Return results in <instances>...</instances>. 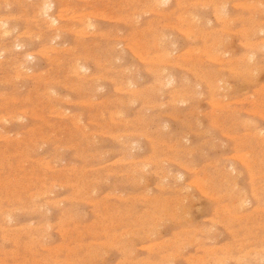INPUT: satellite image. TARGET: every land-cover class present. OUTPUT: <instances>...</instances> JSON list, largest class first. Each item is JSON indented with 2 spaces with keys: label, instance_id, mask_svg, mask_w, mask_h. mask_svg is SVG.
Returning a JSON list of instances; mask_svg holds the SVG:
<instances>
[{
  "label": "rangeland",
  "instance_id": "rangeland-1",
  "mask_svg": "<svg viewBox=\"0 0 264 264\" xmlns=\"http://www.w3.org/2000/svg\"><path fill=\"white\" fill-rule=\"evenodd\" d=\"M0 17V264H264V0Z\"/></svg>",
  "mask_w": 264,
  "mask_h": 264
},
{
  "label": "bare ground",
  "instance_id": "bare-ground-1",
  "mask_svg": "<svg viewBox=\"0 0 264 264\" xmlns=\"http://www.w3.org/2000/svg\"><path fill=\"white\" fill-rule=\"evenodd\" d=\"M165 2H167V1H169V0H164ZM179 2V1H178ZM227 2V1H226ZM246 2V1H245ZM107 3V2H106ZM105 3V4H106ZM263 3V2H262ZM67 4V3H66ZM220 5V4H219ZM224 6V5H223ZM52 5H51V3H48V2H44L41 6H40V8H39V10H37V12L38 13H40V14H42L43 16H46L47 18H49V22L47 23V24H50V25H57V23L59 22V20L61 19L60 17L59 18H54L53 16H52V14H50L51 12L50 11H52ZM76 7V6H75ZM218 7V6H217ZM73 8V7H72ZM140 8V7H139ZM202 8V7H201ZM214 8V7H213ZM121 9H122V7H121ZM206 9V8H205ZM218 9H220V8H218ZM258 9V8H257ZM101 10V9H100ZM188 11V10H187ZM50 12V13H49ZM173 12V11H172ZM224 12H227V11H224ZM39 14V15H40ZM232 14V13H231ZM96 15V14H95ZM253 15V14H252ZM62 16V15H61ZM101 16H103V15H101ZM215 16V15H214ZM66 17V16H65ZM135 17V16H134ZM168 17V16H167ZM218 17V16H217ZM220 17V16H219ZM1 18V17H0ZM183 18V17H182ZM7 19H10V17L9 18H7ZM218 19V18H217ZM225 19H226V17H225ZM242 20V19H241ZM134 21V20H133ZM150 21V20H149ZM154 21V20H153ZM200 21V20H199ZM25 22H27V21H25ZM210 22V21H209ZM138 23V22H137ZM199 23V22H198ZM231 23V22H230ZM91 24V23H90ZM172 24V23H171ZM209 24V23H208ZM228 24V23H227ZM4 26V25H3ZM7 26V25H6ZM175 27H176V25H175ZM228 27V26H227ZM3 28V27H2ZM264 28V27H263ZM153 29V28H152ZM151 30V29H150ZM149 30V31H150ZM168 30V29H167ZM148 31V30H147ZM146 31V32H147ZM236 31V30H235ZM259 31V30H258ZM185 33V32H184ZM4 34H7V32L6 33H4ZM53 34V33H52ZM255 34V33H254ZM155 35V34H154ZM57 36V35H56ZM134 36V35H133ZM138 37V36H137ZM188 37V36H187ZM253 37H254V35H253ZM139 40H141L140 39V37H139ZM207 40V39H206ZM77 41V40H76ZM79 41V40H78ZM260 42V41H259ZM167 43H169V42H167ZM256 43V42H255ZM170 44V43H169ZM172 44V43H171ZM215 44H216V42H215ZM218 44V43H217ZM156 46V45H155ZM158 46V45H157ZM174 46V45H173ZM244 46V45H243ZM263 46V45H262ZM70 47V46H69ZM248 47V46H247ZM75 48V47H74ZM171 48V47H170ZM253 49H254V47H253ZM259 50V49H258ZM65 51V50H64ZM67 51V50H66ZM160 51H161V49H160ZM260 51H262V50H260ZM92 52V51H91ZM150 52V51H149ZM4 53V52H3ZM182 53V52H181ZM206 53V52H205ZM209 54V53H208ZM146 55V54H145ZM144 55V56H145ZM246 55H244V57H245ZM156 57V56H155ZM219 57V56H218ZM247 57V56H246ZM27 58L28 59H32V56H30V55H28L27 56ZM118 58V57H117ZM59 59V58H58ZM114 59V58H113ZM189 59V58H188ZM217 59V58H216ZM220 59H221V57H220ZM110 60V59H109ZM145 60V59H144ZM209 60V59H208ZM243 60V59H242ZM104 61V60H103ZM150 61V60H149ZM228 61V60H227ZM170 62V61H169ZM251 62V61H250ZM98 64V63H97ZM162 64V63H161ZM174 64H176V63H174ZM83 65V64H82ZM80 66V65H79ZM152 67V66H151ZM199 69H201V68H199ZM261 69H262V67H261ZM159 70H161V69H159ZM128 72V71H127ZM129 73V72H128ZM156 73V72H155ZM169 73V72H168ZM161 74V73H160ZM155 75V74H154ZM171 75V74H170ZM169 75V76H170ZM212 76V75H211ZM138 77V76H137ZM173 80V79H172ZM217 80V79H216ZM222 80V79H221ZM174 81V80H173ZM66 82V81H65ZM140 82V81H139ZM226 82V81H225ZM81 83V82H80ZM93 83V82H92ZM134 84V83H133ZM219 84H220V82H219ZM47 86V85H46ZM195 86V85H194ZM197 86H199V85H197ZM244 86V85H243ZM219 87H221V86H219ZM100 88V87H99ZM163 89V88H162ZM49 90V89H48ZM52 90V89H51ZM55 92V91H54ZM163 92V91H162ZM147 93V92H146ZM161 93V92H160ZM232 94V93H231ZM240 94V93H239ZM152 94H150V96H151ZM66 97H68L67 95H66ZM159 98V97H158ZM176 98V97H175ZM58 99H60V97L58 98ZM61 100V99H60ZM130 100V99H129ZM128 100V101H129ZM158 100V99H157ZM28 102V101H27ZM132 102V101H131ZM230 102V101H229ZM228 102V103H229ZM129 103V102H128ZM159 104V103H158ZM223 104V103H222ZM58 106V105H57ZM130 106V105H129ZM161 106V105H160ZM150 107V106H149ZM53 108V107H52ZM175 109V108H174ZM228 109V108H227ZM29 110V109H28ZM150 110V109H149ZM120 111V110H119ZM122 111V110H121ZM214 111V110H213ZM116 112H117V110H116ZM123 112V111H122ZM139 112V111H138ZM140 117H141V115H140ZM92 119V118H91ZM16 120V119H15ZM71 121V120H70ZM2 123V122H1ZM9 124V123H8ZM257 124V123H256ZM126 125V124H125ZM65 126V125H64ZM247 126V125H246ZM109 127V126H108ZM115 127V126H114ZM215 128V127H214ZM247 128V127H246ZM40 129V128H39ZM79 129V128H78ZM112 130V129H111ZM249 134V133H248ZM112 135V134H111ZM169 135V134H168ZM171 135V134H170ZM206 135V134H205ZM210 135V134H209ZM7 136V135H6ZM40 136V135H39ZM62 136V135H61ZM264 136V135H263ZM183 137V136H182ZM262 137V136H261ZM264 138V137H263ZM169 140V139H168ZM50 141V140H49ZM48 142V141H47ZM241 142V141H240ZM103 143V142H102ZM132 143H133V141H132ZM126 144V143H125ZM136 144V143H135ZM127 145V144H126ZM129 146V145H128ZM237 148V147H236ZM35 150H37V149H35ZM131 150V149H130ZM243 154H247V153H243ZM26 155V154H25ZM236 156V155H235ZM234 158V157H233ZM241 161V160H240ZM157 162V161H156ZM255 162V161H254ZM211 163V162H210ZM244 163V162H243ZM107 164V163H106ZM195 164V163H194ZM231 164V163H230ZM157 165V164H156ZM186 169H188V168H186ZM260 169V168H259ZM230 171V170H229ZM179 174V173H178ZM135 175V174H134ZM204 175H205V173H204ZM227 175V174H226ZM175 177V176H174ZM210 177V176H209ZM262 177H264V176H262ZM203 178H207V177H203ZM18 180V179H17ZM228 180V179H227ZM203 181H205V180H203ZM145 182V181H144ZM234 182V181H233ZM204 184H205V182H204ZM82 185V184H81ZM171 185V184H170ZM199 185H201V184H199ZM203 186H205V185H203ZM232 187H234V186H232ZM238 187V186H237ZM210 188V187H209ZM253 189V188H252ZM113 191V190H112ZM182 191H184V190H182ZM204 191V190H203ZM214 194V193H213ZM216 194V193H215ZM232 194V193H231ZM257 194V193H256ZM230 195V194H229ZM242 196H245V195H242ZM141 197V196H140ZM186 197V196H185ZM212 197V196H211ZM218 197V196H217ZM236 197V196H235ZM21 198V197H20ZM213 198V197H212ZM38 199V198H37ZM163 200V199H162ZM222 200V199H221ZM148 201V200H147ZM235 201V200H234ZM239 201V200H238ZM248 201V200H247ZM243 202V201H242ZM246 202V201H245ZM238 204V203H237ZM180 205V204H179ZM178 205V206H179ZM236 207H237V205L236 204H234ZM250 205V204H249ZM246 206V205H245ZM244 207V206H243ZM245 208V207H244ZM226 209V208H225ZM224 209V210H225ZM79 210V209H78ZM232 210V209H231ZM173 211V210H172ZM229 212V211H228ZM262 212H263V210H262ZM49 213V212H48ZM237 213V212H236ZM164 215V214H163ZM184 216H185V214H184ZM180 217V216H179ZM231 217V216H230ZM177 218V217H176ZM225 218V217H224ZM162 219V218H161ZM241 221V220H240ZM47 222V221H46ZM177 222H180V220L179 221H177ZM228 222V221H227ZM190 223V222H189ZM225 223V222H224ZM230 223V222H229ZM239 223V222H238ZM231 224V223H230ZM233 225V224H232ZM214 226H215V224H214ZM17 228V227H16ZM42 229V228H41ZM213 229V228H212ZM210 232V231H209ZM212 232V231H211ZM203 233V232H202ZM42 234V233H41ZM197 234V233H196ZM236 234V233H235ZM123 235V234H122ZM43 236V235H42ZM188 236V235H187ZM257 238V237H256ZM64 239V238H63ZM197 241V240H196ZM198 242V241H197ZM91 243V242H90ZM93 243V242H92ZM150 244V243H149ZM196 244V243H195ZM198 244V243H197ZM69 245H70V243H69ZM254 249V248H253ZM258 249V248H257ZM209 250V249H208ZM227 250H229V249H227ZM226 250V251H227ZM249 250V249H248ZM101 251V250H100ZM175 251V250H174ZM257 251V250H256ZM258 251H260V250H258ZM262 251V250H261ZM98 253V252H97ZM106 254V253H105ZM128 256H129V253H128ZM256 256H258L257 254H256ZM255 259H256V257H255ZM91 260V259H90ZM102 260V259H101ZM205 261V260H204ZM262 261V260H261ZM243 263H245V262H243ZM259 264V263H258Z\"/></svg>",
  "mask_w": 264,
  "mask_h": 264
}]
</instances>
